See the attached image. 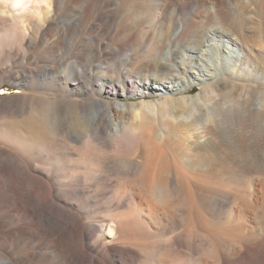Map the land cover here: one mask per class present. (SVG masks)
<instances>
[{
  "label": "bare ground",
  "instance_id": "bare-ground-1",
  "mask_svg": "<svg viewBox=\"0 0 264 264\" xmlns=\"http://www.w3.org/2000/svg\"><path fill=\"white\" fill-rule=\"evenodd\" d=\"M75 22L98 65L14 70ZM263 26L264 0H0V84L34 92L0 98V264H264Z\"/></svg>",
  "mask_w": 264,
  "mask_h": 264
},
{
  "label": "rangeland",
  "instance_id": "rangeland-1",
  "mask_svg": "<svg viewBox=\"0 0 264 264\" xmlns=\"http://www.w3.org/2000/svg\"><path fill=\"white\" fill-rule=\"evenodd\" d=\"M124 8H119V13L122 15ZM64 16H67L71 21H75L72 17L71 12L68 11L67 7L64 5L61 7V12L59 16V20L62 19ZM262 32L264 33V26L262 27ZM80 31H78V24L75 22V24L71 27L70 31L64 32L61 34V45L59 46V49H57L54 54L51 56H48L46 59H43L42 57L39 58L37 55L40 53V51L36 54L34 53V59L33 61H27L22 62L19 61L18 64L14 67L15 71H20L23 74L28 72H39L41 69L45 68L46 66H50L54 69V71L58 72V75H61L62 70L65 66L68 64H78V67L84 66L87 59H90L91 64L93 67L99 64L98 57H97V50H96V38L93 37L90 33H84L83 36H80ZM143 39H148L147 36H144ZM215 43V44H214ZM214 48L215 51L212 53H209L208 57H205V59H202V61H198L200 56L197 57V54L192 52H185L183 51L180 55H175L174 53H169L168 58L170 62L173 64V70L172 74L176 75L177 79L184 77V79L188 78L190 74L195 71L194 66H196V62L193 59H197V62H200V64L207 66L206 63L213 64V57L219 58V61L223 58V50H224V44L222 41L217 40L215 41ZM26 44V42H25ZM15 51V50H14ZM105 52H110V49H106ZM12 53V52H11ZM14 53V52H13ZM126 54V59L128 58V54ZM15 54V53H14ZM21 55L22 53H17ZM41 54V53H40ZM8 55V54H7ZM1 57V56H0ZM209 58V59H207ZM120 64V58L118 59L117 65ZM91 65L89 66V70L91 71L93 69ZM39 67V68H38ZM91 69V70H90ZM34 70V71H32ZM170 77V76H169ZM180 80V79H179ZM141 88L144 85V83L140 84ZM197 90L194 92V95H197L201 88L199 86L196 87ZM119 90L121 94H123L122 87H119ZM23 94H34L33 91L28 89L27 87L21 88L17 85L4 82L0 84V98H11L16 97L17 95H23ZM129 95V96H128ZM149 96V95H147ZM130 94L126 91L124 93V96L121 95L119 98L120 100L116 99L118 104H122L124 102H139L142 97H138L135 99L130 98ZM148 98H151L152 100L160 99L159 95H150ZM0 99V100H1ZM103 100H110L115 101L113 97H110L108 95H104L101 97ZM116 102V103H117ZM24 108L27 109L32 105V101L30 99L24 101ZM130 104V103H129ZM5 114L0 112V123L1 120L4 119ZM121 183L125 184V181H121L117 178H113L108 182L107 188L108 189H116L118 188ZM0 191L2 192L1 199L7 198L10 194L8 189H5L2 184H0Z\"/></svg>",
  "mask_w": 264,
  "mask_h": 264
}]
</instances>
